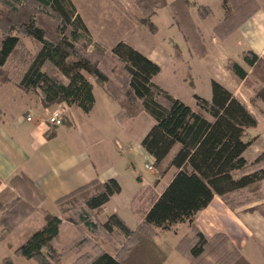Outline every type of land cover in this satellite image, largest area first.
I'll use <instances>...</instances> for the list:
<instances>
[{
  "label": "trees",
  "instance_id": "trees-1",
  "mask_svg": "<svg viewBox=\"0 0 264 264\" xmlns=\"http://www.w3.org/2000/svg\"><path fill=\"white\" fill-rule=\"evenodd\" d=\"M249 2L239 0L233 12L224 2L226 14L214 27L215 34L224 37L231 33L241 23L237 18L240 19L241 11ZM0 3L4 7L0 10V81L14 80L23 90H39L46 105L65 102L87 113L95 98L85 70L123 106L126 105L123 97L140 101L142 109L153 119L141 139L142 147L154 158L153 165L160 174L169 167L175 168L167 185L134 229L116 213L100 224L89 218L92 211L99 212L113 194L120 192L115 178L104 182L93 180L58 198L59 204L67 198L75 200L77 195L81 196L78 221L91 234L84 235L76 245L78 251L90 247L93 254L85 252L72 264H161L164 254L153 240L157 235L155 228L168 229L184 221L190 224L191 234L182 236L175 249L189 264H251L225 234L216 233L206 238L194 224L196 213L215 195L231 209L250 201L249 194L258 198L264 179V148L251 161L244 157L252 143L251 139H245L246 131L257 124L247 105L226 87L211 80V98L193 94L198 106L197 111L193 110L153 81L160 67L143 53L123 41L116 42L109 50L94 42L71 0H0ZM135 4L142 15L139 22L154 31L149 18L166 0H135ZM171 9L176 25L188 40L192 24L187 1L177 0L171 3ZM21 34L34 42L35 49L25 46ZM195 38L198 42L200 34ZM15 53H19L18 63L23 65L17 74L5 67ZM63 54H78L83 58V68H76L66 81L43 70ZM243 57L252 66L254 75L264 81V59L250 51ZM114 60L121 63L118 73L114 72ZM228 65L239 78L246 76L247 72L238 63ZM256 97L264 101V89H260ZM164 161H167L165 167L160 168ZM10 185L20 196L12 200L0 217V239L35 209V187L30 178L20 174L12 178ZM44 219V225L19 244L14 254L38 264H60L63 252L56 242L62 220L48 211H44ZM101 229L108 234H123V243L118 246L110 241L114 255L93 240ZM0 264L15 263L11 256H6Z\"/></svg>",
  "mask_w": 264,
  "mask_h": 264
},
{
  "label": "crops",
  "instance_id": "crops-1",
  "mask_svg": "<svg viewBox=\"0 0 264 264\" xmlns=\"http://www.w3.org/2000/svg\"><path fill=\"white\" fill-rule=\"evenodd\" d=\"M71 1L92 40L102 47L110 49L116 42L123 41L158 64L161 72L162 64L166 62L164 54H171L172 45L179 46L184 58L180 62L174 57L170 58L168 64L173 69L183 66L192 81L197 76L206 77L210 84L211 80L217 81L245 103L255 117L258 109L264 112V101L256 97L258 91L264 89V81L253 77L252 66L243 57L245 52L250 51L264 59V0H250L246 9L241 11L240 19L237 18L238 21L242 20L241 23L224 37H219L214 32V27L226 14L223 4L225 2L226 7L231 8L229 11L233 12L239 0H185L192 24L188 40L173 18L171 3L177 0H166L164 6L155 9L149 18L155 27L154 31L139 22L142 15L135 0ZM177 34L179 42L178 38H171L175 35L178 37ZM199 34L197 42L195 37L199 38ZM230 62L238 63L247 72L246 76L239 78L235 75L228 67ZM159 73L153 77L158 85ZM89 80L93 85L95 100L87 113L78 106L65 102L46 105L42 102L39 90H23L14 80L0 81V186H3L0 189V217L12 200L20 196V192L10 185L12 178L24 174L32 180L35 187V209L27 217L20 219L5 239L0 241V263L4 257L11 256L15 264H35L12 254L32 232L44 225V211L62 220L56 242L58 249L63 252L60 264H72L85 252L93 254L90 247L77 250V242L89 232L85 226L82 230V226L70 219L65 220L56 200L93 180L104 182L115 178L121 190L113 194L99 210L100 222H105L109 215L116 213L128 227L134 229L175 172L172 167L170 175L148 206L144 204L147 186H138L139 183L144 184L141 174L137 175V183L131 182L132 189L126 203H114L125 183H130L123 152L130 157L140 156L148 162H154V158L141 145V139L153 124V119L141 107L140 116L146 118L147 114L151 123L149 121L143 131L137 134L133 126L139 114L130 106H123L119 100L112 98L98 82L97 85L94 84V78L89 77ZM194 86L193 84L192 95L197 94ZM58 105L65 108L64 122L58 126H50L47 116ZM189 106L198 110L195 100L194 105ZM28 114L31 115L30 120L26 119ZM255 126L247 131H252ZM252 145L251 143L244 152V157L250 161L264 148V138L261 136L258 145H254L253 154L248 155ZM263 180L258 198L249 195L250 201L231 209L215 195L206 207L196 213L194 219V224L206 238L216 233L225 234L251 264H264V251L260 249L258 253L252 244L246 246L251 236L261 234L262 226L256 225L259 219L258 209L264 212ZM21 198L25 199L24 196ZM120 204L121 207L127 205L128 213L132 214L131 222L119 213ZM180 223L183 222L175 223L168 229L155 228L157 235L153 240L162 251L171 249L168 254L174 248L175 256L183 260L185 257L175 247L183 235L190 233L191 227L175 226ZM106 234L105 240H109L108 235L112 233ZM262 235L263 233L261 237ZM162 238L163 245L159 242ZM169 238L171 243L168 242ZM93 240L102 249L115 254L110 241L105 242L96 236ZM183 261L184 264L189 263L185 259Z\"/></svg>",
  "mask_w": 264,
  "mask_h": 264
},
{
  "label": "rangeland",
  "instance_id": "rangeland-1",
  "mask_svg": "<svg viewBox=\"0 0 264 264\" xmlns=\"http://www.w3.org/2000/svg\"><path fill=\"white\" fill-rule=\"evenodd\" d=\"M0 10L3 11L4 7L3 5L0 3ZM147 26V25H146ZM148 28V26H147ZM91 35V34H90ZM1 36V34H0ZM22 40L25 44V46L29 49H35L34 47V42L25 35H22ZM178 36V34H177ZM172 39L178 38V42L180 41V37H176L175 36H171ZM181 45V44H180ZM79 46V45H78ZM113 46V45H112ZM111 46V47H112ZM110 47V48H111ZM172 50H171V54H164L165 58H166V62L164 64H162L163 68L161 70V72L159 73V75L157 76V81L158 83L165 89L167 90L171 95L175 96L176 98H179L180 100L184 101L187 105H194V99H193V84L195 85L194 88L196 89L195 92H197V94L199 96H202L206 99H210L211 95H212V91H211V84L208 81V79L206 77H193L190 78V74H187V71H184V67L181 66V68L179 69H173L168 62L171 60L170 58L174 57L173 59L180 61H183L184 55H182L180 53V48L179 46H174L172 45ZM63 48V46H62ZM61 48L60 52H63L64 49ZM105 50H109L104 48ZM19 53H15L10 60L6 63L5 67L9 68L12 73H16L17 71H19L20 68H22V64L18 63L19 62V57L17 56ZM170 55V56H169ZM83 58L78 55V54H72V55H60L59 57H57L56 59H54L51 63L47 64L43 70L48 71V73L55 75L56 77L60 78L61 80L66 81L69 77V75L72 74V72L76 69V68H83ZM114 66H115V73L119 72V69L121 70V63L119 61L114 60ZM16 65V67L14 66ZM87 77L89 78H93L87 71L83 70ZM252 75L255 78V75L252 71ZM94 84L97 82L93 81ZM123 101L126 102V105L130 106V108L132 110L135 111L136 114H139V118H137V120L134 123L133 129L135 130V132L137 134H139L141 131H143L144 126L147 125L150 121L151 123V118L146 114V118L141 117L140 115L141 113V105H140V101L134 98H126L123 97ZM249 105H251V102L249 103ZM264 109V108H263ZM148 118V119H147ZM256 118H257V125L252 128V131H247L245 134V139L246 140H252V146L249 149L248 155H252L253 154V148L254 145H258V143L261 140V136L264 138V112L261 109H258L256 111ZM256 134H260V135H256ZM149 154V153H148ZM128 154L123 152V156L125 157L126 161H125V168H127L128 170V178H129V184L125 183L124 189L122 191V193L117 197V199H115L114 203H118V202H123L126 203V201L128 200L129 197V193L131 192L132 189V185L131 182H138V178L137 175L141 174L143 176V180H144V184H138V186H143L142 188H147L146 191V199L144 204L146 206H148L151 201L156 197V195L158 194V192L160 191L159 189H161V185L162 183H164V181L166 180L167 176L170 175L171 171L173 170V168L169 167L165 173L160 174L159 169L157 167H155L153 165V162H148L146 160H144L143 157L140 156H135V157H130L127 156ZM145 163H150L153 165V169H148L144 167ZM167 161H164V163L161 165L160 168H164L166 165ZM161 170V169H160ZM158 176V180H156ZM156 180V181H155ZM135 183V184H136ZM263 186H264V180H263ZM141 188V189H142ZM251 195V194H249ZM248 195V197H249ZM252 196V195H251ZM119 200V201H116ZM59 206H61V211H62V217L67 220V219H71L73 220L74 223H76L78 226H82V230L85 228H83V224L80 223L78 221V217L77 214L80 210V208L82 207V198L80 195H77L76 199L73 200V198H67L65 199L63 202L58 204ZM126 204H124L123 207H121V204L119 206V213H121L126 219H128L130 222L131 220V215L129 212V209L126 208ZM258 209V208H256ZM258 213H259V219L257 221V225L256 226H262L260 229V233L258 235L255 236H251L249 238L247 245H251L255 246L258 250V253H260V249L264 251V212L262 210L258 209ZM99 212L94 210L90 213L89 218L90 220L95 221L97 224H100V217L98 216ZM77 220V222H75ZM127 221V220H126ZM174 226V225H171ZM175 226H190V224L188 223V221H184L183 223H180L178 225ZM1 233V231H0ZM191 234V229H190V233ZM188 234V235H189ZM88 235H91L90 233ZM104 235H107L104 231H100L98 230V233L96 236V238H100L103 241L107 242V241H111L114 242L116 244V246H118L119 244L123 243L124 237L123 234L119 233V232H115L114 234H110L108 235L109 240H105ZM184 236V235H183ZM5 238L0 239V241H3ZM230 240V239H229ZM161 243V245H163L164 239L162 238V240L159 241ZM169 243H171V239L169 238ZM112 250H114L115 253V249L111 246ZM160 248V247H159ZM161 250V249H160ZM171 249H169L167 252H163L164 254V260L162 261L161 264H184V259L188 262V260L186 258H182L183 260H181L179 257L175 256V250L174 248L172 249V251L168 254V252ZM262 251V252H263ZM14 252V251H13ZM251 253V252H250ZM15 255L14 253L12 254V256ZM24 258V257H23ZM253 259H255L252 256ZM26 259V258H24ZM28 261H31L35 264H37V262L35 260L32 259H26ZM167 260V261H166ZM197 262V261H196ZM21 264V263H20ZM189 264V263H188Z\"/></svg>",
  "mask_w": 264,
  "mask_h": 264
},
{
  "label": "built area",
  "instance_id": "built-area-1",
  "mask_svg": "<svg viewBox=\"0 0 264 264\" xmlns=\"http://www.w3.org/2000/svg\"><path fill=\"white\" fill-rule=\"evenodd\" d=\"M64 114H65V108L63 106L58 105L55 109H53L47 116V123L50 126H58L63 124L64 122ZM27 120L31 119V115L28 114L26 116ZM146 168L148 169H153V165L152 164H146Z\"/></svg>",
  "mask_w": 264,
  "mask_h": 264
},
{
  "label": "clouds",
  "instance_id": "clouds-1",
  "mask_svg": "<svg viewBox=\"0 0 264 264\" xmlns=\"http://www.w3.org/2000/svg\"><path fill=\"white\" fill-rule=\"evenodd\" d=\"M3 186H0V189H2Z\"/></svg>",
  "mask_w": 264,
  "mask_h": 264
}]
</instances>
